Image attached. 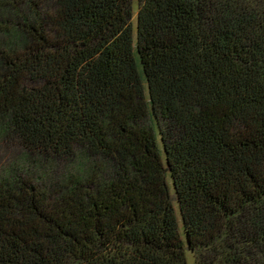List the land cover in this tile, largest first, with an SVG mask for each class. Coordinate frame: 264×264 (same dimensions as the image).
Instances as JSON below:
<instances>
[{
	"label": "trees",
	"instance_id": "obj_1",
	"mask_svg": "<svg viewBox=\"0 0 264 264\" xmlns=\"http://www.w3.org/2000/svg\"><path fill=\"white\" fill-rule=\"evenodd\" d=\"M0 0V264H264V0Z\"/></svg>",
	"mask_w": 264,
	"mask_h": 264
},
{
	"label": "rangeland",
	"instance_id": "obj_2",
	"mask_svg": "<svg viewBox=\"0 0 264 264\" xmlns=\"http://www.w3.org/2000/svg\"><path fill=\"white\" fill-rule=\"evenodd\" d=\"M134 2V17H133V25L136 24V15L138 10V0H133ZM20 148L16 145L10 144H2L0 146V169L4 166H7L10 162H12L19 154ZM188 264H194V258L191 252H187Z\"/></svg>",
	"mask_w": 264,
	"mask_h": 264
}]
</instances>
